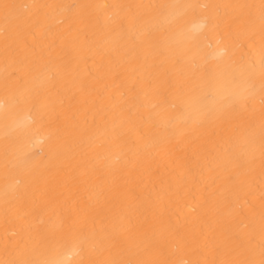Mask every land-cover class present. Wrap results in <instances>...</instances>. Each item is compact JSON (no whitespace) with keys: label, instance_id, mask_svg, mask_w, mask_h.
<instances>
[{"label":"snow or ice","instance_id":"obj_1","mask_svg":"<svg viewBox=\"0 0 264 264\" xmlns=\"http://www.w3.org/2000/svg\"><path fill=\"white\" fill-rule=\"evenodd\" d=\"M0 66V264H264V0L0 2Z\"/></svg>","mask_w":264,"mask_h":264},{"label":"bare ground","instance_id":"obj_2","mask_svg":"<svg viewBox=\"0 0 264 264\" xmlns=\"http://www.w3.org/2000/svg\"><path fill=\"white\" fill-rule=\"evenodd\" d=\"M0 2H16V3H151V4H185V3H208V4H241V3H259V0H0ZM177 15L171 20L174 33L179 28L198 29L199 18L191 12L180 14V10H176ZM50 23L55 26L56 20L53 18ZM160 23L168 26L169 21L161 19ZM2 71V66H0ZM3 98V93L0 91V100ZM29 114L27 112L21 113L18 120L25 126L31 127V135L22 137L23 129L16 126V124L9 121L7 124L3 118V109H0V198L3 196V189L5 179L3 174V152L6 143H11L17 138L22 137L21 147L25 150L39 151L44 145L41 141L44 140L47 134V129L40 125H30L28 120ZM81 195H87L81 193ZM258 198V194H257ZM39 217H36L38 220ZM3 222L0 217V250L3 245Z\"/></svg>","mask_w":264,"mask_h":264}]
</instances>
